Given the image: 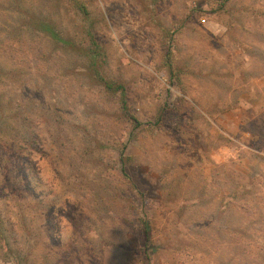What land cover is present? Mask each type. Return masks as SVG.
I'll return each instance as SVG.
<instances>
[{"label": "rangeland", "instance_id": "374dc122", "mask_svg": "<svg viewBox=\"0 0 264 264\" xmlns=\"http://www.w3.org/2000/svg\"><path fill=\"white\" fill-rule=\"evenodd\" d=\"M0 264H264V0H0Z\"/></svg>", "mask_w": 264, "mask_h": 264}, {"label": "trees", "instance_id": "16d2710c", "mask_svg": "<svg viewBox=\"0 0 264 264\" xmlns=\"http://www.w3.org/2000/svg\"><path fill=\"white\" fill-rule=\"evenodd\" d=\"M148 234V233H147Z\"/></svg>", "mask_w": 264, "mask_h": 264}]
</instances>
